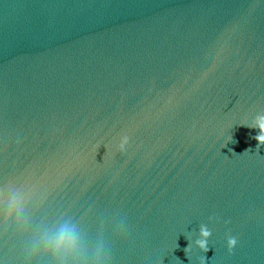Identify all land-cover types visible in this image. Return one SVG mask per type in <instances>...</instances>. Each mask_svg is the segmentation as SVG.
Returning a JSON list of instances; mask_svg holds the SVG:
<instances>
[{"label":"water","instance_id":"1","mask_svg":"<svg viewBox=\"0 0 264 264\" xmlns=\"http://www.w3.org/2000/svg\"><path fill=\"white\" fill-rule=\"evenodd\" d=\"M264 106V0H0V193Z\"/></svg>","mask_w":264,"mask_h":264},{"label":"clouds","instance_id":"2","mask_svg":"<svg viewBox=\"0 0 264 264\" xmlns=\"http://www.w3.org/2000/svg\"><path fill=\"white\" fill-rule=\"evenodd\" d=\"M251 128H258L260 134L255 136L260 145H264V115H258L253 124L247 125ZM8 211L13 214L19 226L27 227L29 220L24 216L23 198L13 195L7 203ZM212 232L206 225L199 229V239L195 244L204 252L209 251V239ZM238 240L229 236L227 245L229 251L236 248ZM190 248V244L187 249ZM186 249V250H187ZM29 264L32 260L38 264H103L101 250L90 254L85 246L83 237L76 224L66 219L57 222L52 227L44 225L38 234L29 242L27 248Z\"/></svg>","mask_w":264,"mask_h":264}]
</instances>
